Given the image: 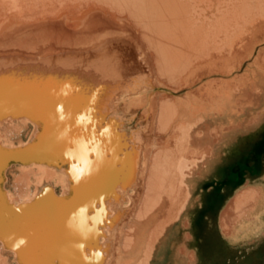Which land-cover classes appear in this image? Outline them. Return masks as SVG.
<instances>
[{"label":"bare ground","instance_id":"obj_1","mask_svg":"<svg viewBox=\"0 0 264 264\" xmlns=\"http://www.w3.org/2000/svg\"><path fill=\"white\" fill-rule=\"evenodd\" d=\"M244 37L247 55L264 41V0H0L4 245L23 264H148L180 204L178 98L212 101L236 65L215 57Z\"/></svg>","mask_w":264,"mask_h":264},{"label":"rangeland","instance_id":"obj_2","mask_svg":"<svg viewBox=\"0 0 264 264\" xmlns=\"http://www.w3.org/2000/svg\"><path fill=\"white\" fill-rule=\"evenodd\" d=\"M212 29L216 30V27ZM246 38H243V50L237 51L236 55L215 57L217 68L226 62L232 63V61L236 65H232L229 72H215V77H213L215 80L213 90L215 91L212 101L204 96L200 106H197L191 103L187 96L178 98L185 113H182L177 121L179 124L177 130L175 133L171 131L167 140H171L173 145L176 144L173 147L174 151L178 145H182L183 148L182 157L177 165L182 187L179 197L180 204L174 221L167 227L165 238L156 247L148 264H202L204 262L264 264V250L261 251L259 247L250 252L243 251L237 254L236 258H230V261L226 259V253H220L219 245L212 234L213 208L210 202V192L202 189L203 171L207 164L212 162L215 151L227 133L243 132L264 121V41L256 45L251 55H247V50L252 44L249 43L251 40L245 41ZM202 83L206 84L207 79H203ZM212 130L215 131V135L211 134ZM27 134L23 133L20 139L25 141ZM12 141L16 142L15 139ZM43 184L46 183L43 182ZM10 186V184L7 186L8 190H17L15 186L10 189ZM55 195L61 197L58 187L55 188ZM237 196L241 199L238 200ZM260 197L261 192L257 188L246 187L239 191L229 201L224 209L226 211L222 212L223 215L221 214L223 232L229 234L232 225L249 217L255 210ZM33 198L34 196L30 200ZM68 198L70 199L71 196ZM247 202L251 205L248 206ZM21 204L22 202H17L13 207L18 208ZM244 204L246 207L243 206ZM55 237L61 238L60 236ZM0 242L3 244L5 253L11 256L8 263L23 264L22 260H19L21 254L15 248L4 245L5 243L1 240ZM86 254L90 257L88 251ZM51 263L60 264V261L53 259Z\"/></svg>","mask_w":264,"mask_h":264},{"label":"crops","instance_id":"obj_3","mask_svg":"<svg viewBox=\"0 0 264 264\" xmlns=\"http://www.w3.org/2000/svg\"><path fill=\"white\" fill-rule=\"evenodd\" d=\"M246 187L257 188L261 197L250 216L232 225L231 232L226 234L221 228V214ZM202 189L210 192L212 234L228 261L243 251L257 247L264 250V121L243 132L227 133L203 171Z\"/></svg>","mask_w":264,"mask_h":264}]
</instances>
